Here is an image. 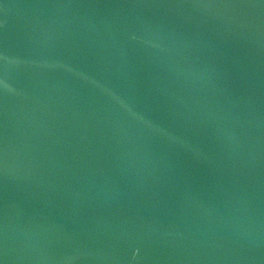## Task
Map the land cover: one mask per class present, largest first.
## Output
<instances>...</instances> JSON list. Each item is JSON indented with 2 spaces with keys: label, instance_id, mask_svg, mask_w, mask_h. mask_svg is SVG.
I'll list each match as a JSON object with an SVG mask.
<instances>
[{
  "label": "water",
  "instance_id": "95a60500",
  "mask_svg": "<svg viewBox=\"0 0 264 264\" xmlns=\"http://www.w3.org/2000/svg\"><path fill=\"white\" fill-rule=\"evenodd\" d=\"M0 264H264V0H0Z\"/></svg>",
  "mask_w": 264,
  "mask_h": 264
}]
</instances>
